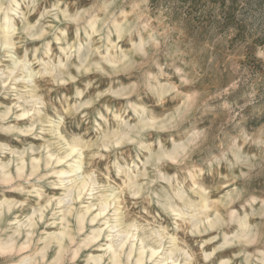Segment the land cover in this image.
Segmentation results:
<instances>
[{
  "label": "clouds",
  "instance_id": "clouds-1",
  "mask_svg": "<svg viewBox=\"0 0 264 264\" xmlns=\"http://www.w3.org/2000/svg\"><path fill=\"white\" fill-rule=\"evenodd\" d=\"M0 264H264V0H0Z\"/></svg>",
  "mask_w": 264,
  "mask_h": 264
}]
</instances>
